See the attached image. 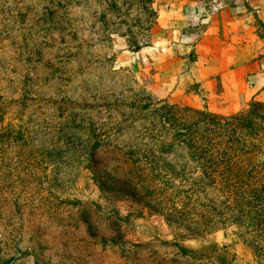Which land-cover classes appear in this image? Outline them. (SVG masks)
<instances>
[{"label": "rangeland", "instance_id": "obj_1", "mask_svg": "<svg viewBox=\"0 0 264 264\" xmlns=\"http://www.w3.org/2000/svg\"><path fill=\"white\" fill-rule=\"evenodd\" d=\"M155 12L0 0V264H264V102L150 92Z\"/></svg>", "mask_w": 264, "mask_h": 264}, {"label": "crops", "instance_id": "obj_2", "mask_svg": "<svg viewBox=\"0 0 264 264\" xmlns=\"http://www.w3.org/2000/svg\"><path fill=\"white\" fill-rule=\"evenodd\" d=\"M155 0L149 43L136 52L159 98L213 113L264 102V0Z\"/></svg>", "mask_w": 264, "mask_h": 264}, {"label": "trees", "instance_id": "obj_3", "mask_svg": "<svg viewBox=\"0 0 264 264\" xmlns=\"http://www.w3.org/2000/svg\"><path fill=\"white\" fill-rule=\"evenodd\" d=\"M211 246H213V248L217 249V256H216V259L218 260V262H219L220 264H228V262L226 263V261L223 260L222 255L219 254V253H223V252H225V251H226V248H220V247H218V246H216V245H214V244L211 245ZM211 246H210V247H211Z\"/></svg>", "mask_w": 264, "mask_h": 264}, {"label": "built area", "instance_id": "obj_4", "mask_svg": "<svg viewBox=\"0 0 264 264\" xmlns=\"http://www.w3.org/2000/svg\"><path fill=\"white\" fill-rule=\"evenodd\" d=\"M222 6H223V3L220 0H212L210 3L211 11H216V10L222 8Z\"/></svg>", "mask_w": 264, "mask_h": 264}]
</instances>
